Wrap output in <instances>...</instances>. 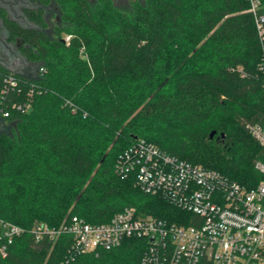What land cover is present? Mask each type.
I'll use <instances>...</instances> for the list:
<instances>
[{
  "label": "trees",
  "instance_id": "trees-1",
  "mask_svg": "<svg viewBox=\"0 0 264 264\" xmlns=\"http://www.w3.org/2000/svg\"><path fill=\"white\" fill-rule=\"evenodd\" d=\"M28 1L36 27L1 14L38 69L13 71L20 101L33 90L31 108L0 114V217L27 229L0 264H142L150 244L135 236L75 254L70 234L35 242L36 222L104 223L127 207L196 220L115 172L138 137L249 187L264 178L255 167L264 146L246 128L264 117L263 46L249 0ZM51 4L59 13L49 21ZM10 71L0 64V75Z\"/></svg>",
  "mask_w": 264,
  "mask_h": 264
},
{
  "label": "built area",
  "instance_id": "built-area-1",
  "mask_svg": "<svg viewBox=\"0 0 264 264\" xmlns=\"http://www.w3.org/2000/svg\"><path fill=\"white\" fill-rule=\"evenodd\" d=\"M249 2L263 46L264 73V12L260 0ZM0 78V114L8 117L12 110L28 111L33 90L20 101L23 87L13 70ZM246 128L264 146V117ZM255 167L264 176V162L256 160ZM115 172L122 178L134 175L144 192L160 194L198 218L191 224L170 223L127 207L104 223L77 216L57 227L36 222L30 228L35 242L70 234L71 251L78 254L116 248L125 238L136 236L150 242L142 264H264V178L249 187L139 137L119 154ZM26 231L0 217V259L8 256L13 242Z\"/></svg>",
  "mask_w": 264,
  "mask_h": 264
},
{
  "label": "rangeland",
  "instance_id": "rangeland-1",
  "mask_svg": "<svg viewBox=\"0 0 264 264\" xmlns=\"http://www.w3.org/2000/svg\"><path fill=\"white\" fill-rule=\"evenodd\" d=\"M8 1L11 2L13 11L16 13L15 17L23 27H36V25L31 20H29L25 15L24 9L25 8L35 9L37 7V4H33L28 0H8ZM114 1L115 4L119 7H126L130 2V0H114ZM58 13L59 11L57 6L51 4L48 6L46 16L48 17V20L51 21L58 17ZM23 44L24 42L21 41L20 46H22ZM0 64L10 70L23 73L25 75L36 74L38 69V64L28 60L22 54L20 49L17 48L16 40H10V38L8 37V32L5 29V27H0ZM196 164L202 165V163H198V162H196Z\"/></svg>",
  "mask_w": 264,
  "mask_h": 264
},
{
  "label": "flooded vegetation",
  "instance_id": "flooded-vegetation-1",
  "mask_svg": "<svg viewBox=\"0 0 264 264\" xmlns=\"http://www.w3.org/2000/svg\"><path fill=\"white\" fill-rule=\"evenodd\" d=\"M0 2H2V0H0ZM2 12H6L7 17L12 18L18 22L17 18L15 17L16 13L13 11V8L11 6V2L8 0H3V2L0 3V27H4L3 17L1 15ZM11 16H13V17H11ZM16 42H17V48L20 49V47H21L20 46V42H21L20 39H17Z\"/></svg>",
  "mask_w": 264,
  "mask_h": 264
},
{
  "label": "water",
  "instance_id": "water-1",
  "mask_svg": "<svg viewBox=\"0 0 264 264\" xmlns=\"http://www.w3.org/2000/svg\"><path fill=\"white\" fill-rule=\"evenodd\" d=\"M20 41L22 40L20 39ZM214 134H215V131H212L210 136L213 137Z\"/></svg>",
  "mask_w": 264,
  "mask_h": 264
}]
</instances>
